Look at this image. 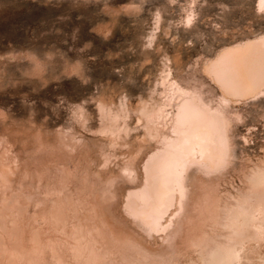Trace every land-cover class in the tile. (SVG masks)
<instances>
[{
  "label": "rangeland",
  "instance_id": "1",
  "mask_svg": "<svg viewBox=\"0 0 264 264\" xmlns=\"http://www.w3.org/2000/svg\"><path fill=\"white\" fill-rule=\"evenodd\" d=\"M260 1L0 0V166L10 169L0 173V264H85L95 254L98 264L199 263L193 251L162 262L172 249L164 235L149 236L125 210L159 146L158 133L141 141L140 110L148 101L172 114L175 87L221 106L203 67L264 35ZM234 103L223 109L225 192L264 154V93ZM117 128L119 145L109 139ZM245 261L264 264V246L246 247Z\"/></svg>",
  "mask_w": 264,
  "mask_h": 264
},
{
  "label": "bare ground",
  "instance_id": "2",
  "mask_svg": "<svg viewBox=\"0 0 264 264\" xmlns=\"http://www.w3.org/2000/svg\"><path fill=\"white\" fill-rule=\"evenodd\" d=\"M259 8L264 9L263 0ZM220 51L203 72L219 89L221 106L212 108L199 96L178 87L180 101L172 114L160 106L152 112L148 101L141 106V114L146 115L141 141L158 133L159 146L142 166L141 187L127 193L125 210L149 236L164 235L172 249L162 262L193 251L201 256L198 264H240L246 247L264 246V154L244 172L240 186L226 192L220 186L231 165L232 152L223 109L264 93V35ZM165 129L167 133H163ZM109 139L119 145L121 129L112 131ZM8 169L7 165L0 166V173L8 174L4 173ZM74 235V241L79 242V233ZM124 240L122 243L128 242ZM128 245L134 250L132 243ZM141 249L136 253L146 256ZM98 259L95 254L84 262L92 264Z\"/></svg>",
  "mask_w": 264,
  "mask_h": 264
}]
</instances>
